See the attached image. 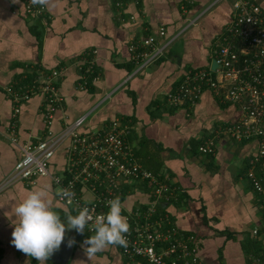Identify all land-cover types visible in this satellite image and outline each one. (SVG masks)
<instances>
[{
	"label": "crops",
	"instance_id": "crops-1",
	"mask_svg": "<svg viewBox=\"0 0 264 264\" xmlns=\"http://www.w3.org/2000/svg\"><path fill=\"white\" fill-rule=\"evenodd\" d=\"M251 1L264 11V0ZM235 2L49 0L46 19L41 20L26 13L23 0H0V264H39L11 243L14 208L29 191L46 188L62 219L66 212L76 214L59 199L50 177L2 187L20 158L19 147L10 139L14 103L6 88L40 81L44 74L63 67L59 84L65 101L55 114V132L62 130L66 120L73 122L85 114L88 119L80 131L116 119L129 123L127 139L140 162L173 190V197L161 200L160 213L168 216L170 225L197 239L200 261L264 264V192L254 188L247 174L253 167L264 187V168L250 163L260 139L238 141L219 132L221 125L237 121L242 111L208 85L194 105L176 108L167 99L188 70L216 68L212 67L214 47L235 18ZM162 27L166 29L164 55L136 72L130 46L156 35ZM94 49L100 78L81 90L80 57ZM111 91L112 96L102 101ZM43 110L40 94L21 105L20 142L44 137ZM209 138L216 139L215 151L203 154L198 147ZM64 157L61 147L51 166L54 173L63 171ZM144 184H138L124 206L132 208L151 199ZM66 232L75 240L67 261L64 239L46 264H150L141 257L125 256L120 246L87 258L81 245L93 234L86 229L83 234L74 229Z\"/></svg>",
	"mask_w": 264,
	"mask_h": 264
},
{
	"label": "built area",
	"instance_id": "built-area-1",
	"mask_svg": "<svg viewBox=\"0 0 264 264\" xmlns=\"http://www.w3.org/2000/svg\"><path fill=\"white\" fill-rule=\"evenodd\" d=\"M23 1L28 15L46 19L45 6L33 4L32 0ZM234 10V20L214 47L216 68L188 70L177 90L169 92L167 99L176 108L186 103L194 105L208 85L225 101L239 104L240 118L221 125L219 132L238 141L260 139L259 149L250 163L264 168V11L251 0H236ZM165 36L166 29L162 27L156 35L130 46L138 67L136 72L164 55ZM80 59L82 75L78 88L87 90L100 78L96 69L98 50L86 51ZM64 70V67L54 69L40 81L6 88L14 103L10 139L19 147L20 158L2 187L18 180L34 183L38 177H50L59 194L63 189L75 193L71 204L60 195L59 199L76 214L78 208L87 206L99 215L107 212L108 200L119 196L123 205L139 183L150 182L148 202L132 208L123 205L130 231L126 235L127 247L120 246L122 253L131 259L144 258L150 264H203L197 239L170 225L168 216L160 213L161 200L173 197V190L140 162L127 139L131 131L129 123L116 119L98 128L80 131L88 119L85 114L73 122L66 120L61 131L53 130L55 114L65 101L59 84ZM113 93H107L102 101ZM37 94L43 97L44 137L35 142H20L17 129L21 105ZM61 147L65 148L63 171L54 173L51 166ZM215 148L216 139L209 138L201 143L199 150L212 154ZM247 174L254 188L264 192L255 169L252 167ZM85 229L94 234L91 225Z\"/></svg>",
	"mask_w": 264,
	"mask_h": 264
},
{
	"label": "clouds",
	"instance_id": "clouds-1",
	"mask_svg": "<svg viewBox=\"0 0 264 264\" xmlns=\"http://www.w3.org/2000/svg\"><path fill=\"white\" fill-rule=\"evenodd\" d=\"M18 3V0H13ZM33 4L45 6L49 0H32ZM60 198L71 204L75 193L63 189ZM106 213L95 215L87 206L77 209V214L66 212L63 216L53 208L46 188L33 189L14 208V223L11 243L20 251L35 258L39 264L46 262L61 247L66 231L76 230L83 234L91 225L93 235L83 241L81 247L91 258L112 246L127 247L126 235L130 231L127 216L122 214L123 205L119 196L107 201ZM69 246L75 240H69Z\"/></svg>",
	"mask_w": 264,
	"mask_h": 264
},
{
	"label": "water",
	"instance_id": "water-1",
	"mask_svg": "<svg viewBox=\"0 0 264 264\" xmlns=\"http://www.w3.org/2000/svg\"><path fill=\"white\" fill-rule=\"evenodd\" d=\"M216 62L213 61V64H212V67L215 68L216 67ZM69 240H70V236L68 235V233L66 232V238H65V243H64V246H63V251H64V255H63V259L65 260V262L67 261V258L71 252V248H72V245L69 246Z\"/></svg>",
	"mask_w": 264,
	"mask_h": 264
},
{
	"label": "trees",
	"instance_id": "trees-1",
	"mask_svg": "<svg viewBox=\"0 0 264 264\" xmlns=\"http://www.w3.org/2000/svg\"><path fill=\"white\" fill-rule=\"evenodd\" d=\"M200 147V146H199ZM198 147V149H199ZM200 151V150H199ZM156 174V173H155ZM147 183H148V186H147ZM146 184V185H145ZM145 187H148V189H151L152 188V184H150V182H145ZM145 189V188H144Z\"/></svg>",
	"mask_w": 264,
	"mask_h": 264
}]
</instances>
